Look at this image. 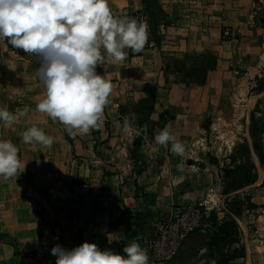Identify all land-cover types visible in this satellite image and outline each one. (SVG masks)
<instances>
[{
	"label": "rangeland",
	"instance_id": "374dc122",
	"mask_svg": "<svg viewBox=\"0 0 264 264\" xmlns=\"http://www.w3.org/2000/svg\"><path fill=\"white\" fill-rule=\"evenodd\" d=\"M108 4L117 17L142 14L150 30L142 52L126 50L123 62L106 58L105 64L97 67V73L113 87L99 127L89 134H69L59 121L36 111L43 96L35 72L38 58L10 45L7 49L0 42V107L10 112L29 108L12 127L0 123V140H10L17 146L21 163L19 176L0 180V189H26L25 197L34 209L42 236L44 205L50 190L79 183L82 171L87 173L80 160L89 153H99L109 123L123 125L128 113L136 114L133 126L124 134L122 143L128 144L132 136L138 142L159 128L163 121V113L157 109L160 99L139 94L157 86L148 82L155 79L159 66L145 60L166 58L173 60L171 72L180 71V82L191 77L192 88L206 87L208 91L207 111L192 115V121L198 119L192 138L181 141L186 147L182 158L199 168L209 167V199L219 204V212L238 213L240 221L232 219L231 223L236 222L239 228L242 224L245 241L238 250L246 252L248 240L264 241V193L254 192L264 189V0H108ZM221 12L226 16L223 23ZM174 77L178 79V75ZM128 90L136 94L120 92ZM31 126L53 137L50 148L22 142V133ZM48 157L58 178L42 184L38 176L52 165ZM29 164L35 172L25 170ZM244 168L248 174L242 176ZM253 197L258 205L253 204ZM216 212L211 210L206 218L211 226L218 223Z\"/></svg>",
	"mask_w": 264,
	"mask_h": 264
},
{
	"label": "crops",
	"instance_id": "0c3cea01",
	"mask_svg": "<svg viewBox=\"0 0 264 264\" xmlns=\"http://www.w3.org/2000/svg\"><path fill=\"white\" fill-rule=\"evenodd\" d=\"M225 19L221 12L220 21L223 23ZM145 61L159 66L155 79L148 82L157 86L142 90L139 96L160 99L157 109L163 113V121L159 128L138 142L132 136L128 144L122 143L123 125L109 123L99 153L81 158L80 166H86L87 173L82 171L79 183L50 190V198L44 205L42 236L34 209L25 197L26 189H0V264H55L56 257L50 253L52 247L59 244L71 249L83 242L125 255L123 247L135 241L148 253L145 241L155 222L171 218L180 207L198 203L205 205L203 227L190 233L173 258L162 264H264V241L248 240L246 252L240 253L238 248L243 245L245 234L241 232L242 224L240 228L236 226L240 221L238 213L235 210L219 212V204L211 203L209 167L199 168L172 153L170 144L165 147L155 142V136L165 127L175 140L192 138V129L198 120L194 117L192 121V115L203 114L208 108L206 87L192 88L191 77L180 82V71L170 69L173 60ZM120 92L136 94L131 90ZM132 131L134 135L137 132ZM48 160L52 165L38 176L42 184L58 178L54 177L52 158ZM25 170L35 172L30 164ZM259 190L264 193V189H254V192ZM253 200L254 197V205L259 204ZM213 209L217 211L215 226L206 219ZM232 219L237 221L231 223ZM200 235L204 239L199 240ZM149 264L155 263L149 258Z\"/></svg>",
	"mask_w": 264,
	"mask_h": 264
},
{
	"label": "clouds",
	"instance_id": "9594fccd",
	"mask_svg": "<svg viewBox=\"0 0 264 264\" xmlns=\"http://www.w3.org/2000/svg\"><path fill=\"white\" fill-rule=\"evenodd\" d=\"M148 35L145 22L114 16L108 0H0V42L7 49L10 45L38 58L35 72L43 96L36 111L59 121L69 134L86 135L97 129L110 104L112 83L97 73V67L106 58L123 62L126 50L142 52ZM28 112V107L16 112L0 107V123L12 127ZM135 119L134 112L124 117L125 132ZM22 142L50 148L54 139L31 126L22 133ZM155 142L165 147L170 144L172 153L184 155V144L175 140L168 127L155 136ZM20 168L17 146L0 140V180L16 179ZM122 252L125 255L88 242L71 249L59 244L50 249L55 264H149L147 250L135 241Z\"/></svg>",
	"mask_w": 264,
	"mask_h": 264
},
{
	"label": "built area",
	"instance_id": "2783aa9c",
	"mask_svg": "<svg viewBox=\"0 0 264 264\" xmlns=\"http://www.w3.org/2000/svg\"><path fill=\"white\" fill-rule=\"evenodd\" d=\"M127 17H134L148 25L147 19L140 13L127 15ZM148 30H150V25H148ZM203 206L205 205L198 203L180 207L171 218L155 222L149 238L145 241L152 263L162 264L171 260L182 241L190 233L203 227L206 216V212L202 211Z\"/></svg>",
	"mask_w": 264,
	"mask_h": 264
},
{
	"label": "trees",
	"instance_id": "16d2710c",
	"mask_svg": "<svg viewBox=\"0 0 264 264\" xmlns=\"http://www.w3.org/2000/svg\"><path fill=\"white\" fill-rule=\"evenodd\" d=\"M248 174V172L245 170V168L243 169V172H242V176H245V175H247ZM235 176V175H234ZM237 176V175H236ZM240 176H238V178H239ZM199 240H202V239H204V235H200V236H198L197 237Z\"/></svg>",
	"mask_w": 264,
	"mask_h": 264
}]
</instances>
